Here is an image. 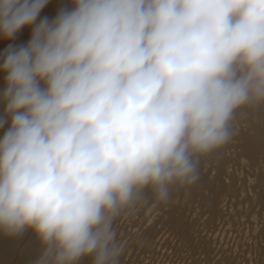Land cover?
<instances>
[{
  "label": "clouds",
  "instance_id": "clouds-1",
  "mask_svg": "<svg viewBox=\"0 0 264 264\" xmlns=\"http://www.w3.org/2000/svg\"><path fill=\"white\" fill-rule=\"evenodd\" d=\"M0 0V233L35 264H120L114 222L200 177L264 104V0Z\"/></svg>",
  "mask_w": 264,
  "mask_h": 264
},
{
  "label": "bare ground",
  "instance_id": "bare-ground-1",
  "mask_svg": "<svg viewBox=\"0 0 264 264\" xmlns=\"http://www.w3.org/2000/svg\"><path fill=\"white\" fill-rule=\"evenodd\" d=\"M73 6L71 0H49L37 23ZM31 30L27 26L10 40L0 37V63L4 49L26 44ZM4 87L0 72V94ZM252 108L264 120V104ZM241 112L232 142L201 159L196 184L173 190L166 205L153 207L148 192L147 205L114 222L126 242L120 264H264V123L256 122L257 113L254 120ZM6 128H0V138ZM41 253L31 230L15 238L0 233V264H35ZM79 264H90V258Z\"/></svg>",
  "mask_w": 264,
  "mask_h": 264
},
{
  "label": "rangeland",
  "instance_id": "rangeland-1",
  "mask_svg": "<svg viewBox=\"0 0 264 264\" xmlns=\"http://www.w3.org/2000/svg\"><path fill=\"white\" fill-rule=\"evenodd\" d=\"M254 108H255V107H254ZM251 109H252V110H251ZM242 110H243V109H242ZM242 110H241V111H242ZM254 110H256V108L253 109L252 107H251V108H250V107H246V108H244V111H243V112H241V111H240V112H241L242 114H243V113H244V114L246 113V114H245L246 117L249 115V117H247V118H252V116H253V119H254V117H255V115H256V113H257L258 115H256V117H255V118H256V122H257V123H260V124H261V123L263 124V123H264V120L261 119V116H260V114L257 112V110H256V111H254ZM244 114H243V115H244ZM247 114H248V115H247ZM257 117H258L259 119H261V120H258ZM254 120H255V119H254ZM258 121H259V122H258Z\"/></svg>",
  "mask_w": 264,
  "mask_h": 264
}]
</instances>
